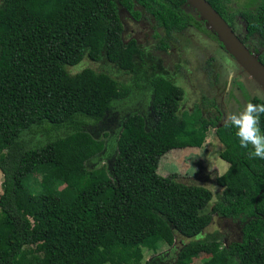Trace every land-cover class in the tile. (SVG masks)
<instances>
[{"label":"trees","instance_id":"obj_1","mask_svg":"<svg viewBox=\"0 0 264 264\" xmlns=\"http://www.w3.org/2000/svg\"><path fill=\"white\" fill-rule=\"evenodd\" d=\"M207 1L231 28L236 15L243 19L244 40L256 35L264 43V0L233 12L231 0ZM183 5L0 0V264H140L143 248H171L175 240L165 264H190L186 257L199 252L208 254L200 264H264V160L248 158L235 129L219 124L214 99L202 96L201 107L181 109L182 89L151 76L148 113L122 115L115 149L101 158L100 136L108 134L109 112L128 86L87 67L66 69L86 56L133 72L141 49L123 38L119 10L134 20L151 18L163 32L156 33V47L166 52L194 19ZM257 58L264 65V52ZM249 101L264 103L257 96ZM208 127L227 163L214 177L220 188L214 199L205 186L156 172L161 155L199 147ZM39 132L46 139L33 145L23 138ZM37 176L34 190L29 179ZM53 181L73 193L65 197ZM213 216L238 221L240 240L217 248L223 239L208 228Z\"/></svg>","mask_w":264,"mask_h":264},{"label":"rangeland","instance_id":"obj_2","mask_svg":"<svg viewBox=\"0 0 264 264\" xmlns=\"http://www.w3.org/2000/svg\"><path fill=\"white\" fill-rule=\"evenodd\" d=\"M257 0H231L227 9L233 12L239 9H253ZM186 12H190L194 19L191 25L182 32L176 33L174 41L170 42V48L164 52L156 47L157 35L162 34L161 28H152V20L140 19L131 23L125 14L121 20L130 23L132 31L125 30L123 38L130 35L137 36L141 41L142 60L134 58L135 70L125 72L101 57L92 61L84 56L81 61L72 66H67V71L72 74L82 68H90L96 72H104L113 77L119 84L128 86V94L125 99L113 103L109 112V130L105 136H100L104 142L101 158L113 153L115 149L117 121L122 115L138 112L143 115L148 113V100L150 87L147 86V75H163L169 78L183 91L181 109L191 110L194 104L201 107L202 96L213 98L220 112V122H224L228 111H236L242 108L252 96L259 98L264 95L263 90L246 74L232 57L220 46L215 35L208 29L195 11L187 4L183 5ZM232 30L255 54L264 52V43L252 35L244 40V21L236 15L232 21ZM143 76V77H142ZM146 77V78H145ZM262 99V98H261ZM264 100V99H262ZM203 113L210 115L213 111L209 108L203 109ZM23 138L28 140V145L37 141H43L46 137L41 133H26ZM222 150V144L216 139L214 128L208 127L204 133L201 145L197 148H174L160 156L156 172L161 176L173 173L176 179L186 184H199L210 190L212 198L220 191L215 185L214 177L224 171L227 163L218 157ZM104 160L98 162V166H104ZM30 186L36 190L39 188V176L30 177ZM53 186L61 191L65 197H69L73 190L67 189L62 183L53 181ZM213 223L208 228L216 227V232L221 234L222 247L229 242L240 240V223L236 220L218 219L213 216ZM215 222V224H214ZM178 245L175 240L174 247L163 245L156 251L142 249L140 264H165L172 260L174 249ZM208 254L199 252L186 257L190 264H200Z\"/></svg>","mask_w":264,"mask_h":264},{"label":"water","instance_id":"obj_3","mask_svg":"<svg viewBox=\"0 0 264 264\" xmlns=\"http://www.w3.org/2000/svg\"><path fill=\"white\" fill-rule=\"evenodd\" d=\"M208 29L215 35L220 46L264 92V65L246 44L234 33L229 24L207 0H185Z\"/></svg>","mask_w":264,"mask_h":264},{"label":"clouds","instance_id":"obj_4","mask_svg":"<svg viewBox=\"0 0 264 264\" xmlns=\"http://www.w3.org/2000/svg\"><path fill=\"white\" fill-rule=\"evenodd\" d=\"M264 99V95L261 97ZM264 116V103L247 102L236 111H228L224 121L225 128L235 129L241 149L247 150L250 159L264 160V130L261 117Z\"/></svg>","mask_w":264,"mask_h":264},{"label":"flooded vegetation","instance_id":"obj_5","mask_svg":"<svg viewBox=\"0 0 264 264\" xmlns=\"http://www.w3.org/2000/svg\"><path fill=\"white\" fill-rule=\"evenodd\" d=\"M127 15L129 18H130V20H131V23H136V22H138V21H140V19H143V17H141L140 19H137V20H134V19H132L124 10H119V15H120V18L123 16V15ZM149 19H151V18H149ZM152 20V19H151ZM147 21V20H146ZM122 23H123V31H122V36L124 37V35H123V33H124V31L127 29V30H129V31H132V28L130 27V23L129 22H127L126 24H124V22L122 21ZM152 24H153V21H152ZM130 37H132L134 40H135V42H136V44H140L141 45V41H139L138 40V38H137V36H136V34L133 36V35H129L128 36V38H130ZM127 38V39H128ZM242 40V39H241ZM244 43H245V41H244ZM139 45V46H140ZM141 47V46H140ZM142 60V59H141ZM157 75V74H156ZM152 76V75H151ZM151 76H146L145 78L147 79V86L149 85L148 84V81L150 80V78H151ZM213 99V98H212ZM219 120H220V118H219ZM222 123H224V122H219V124H222Z\"/></svg>","mask_w":264,"mask_h":264}]
</instances>
